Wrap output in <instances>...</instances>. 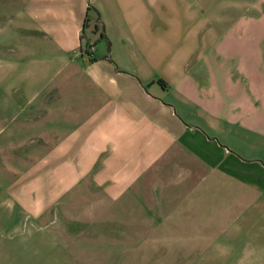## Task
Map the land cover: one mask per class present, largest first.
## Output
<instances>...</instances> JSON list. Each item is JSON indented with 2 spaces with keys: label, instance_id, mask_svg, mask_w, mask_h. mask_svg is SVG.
Returning a JSON list of instances; mask_svg holds the SVG:
<instances>
[{
  "label": "crops",
  "instance_id": "0c3cea01",
  "mask_svg": "<svg viewBox=\"0 0 264 264\" xmlns=\"http://www.w3.org/2000/svg\"><path fill=\"white\" fill-rule=\"evenodd\" d=\"M24 2L16 41L28 88L47 95L31 120L58 138L53 221L84 201L126 218L118 234L164 233L176 218L174 233L195 235L199 217L214 234L215 218H239L242 248L264 249V17L249 24L245 0L221 1L241 11L233 29L201 0ZM87 16L104 34L85 30L94 60L80 52ZM47 236L52 248L62 240Z\"/></svg>",
  "mask_w": 264,
  "mask_h": 264
},
{
  "label": "rangeland",
  "instance_id": "374dc122",
  "mask_svg": "<svg viewBox=\"0 0 264 264\" xmlns=\"http://www.w3.org/2000/svg\"><path fill=\"white\" fill-rule=\"evenodd\" d=\"M201 1L207 6L214 3L216 19L230 16L231 29L238 26L242 16L238 7L224 8L222 0ZM261 2L245 0L247 13L243 16L248 23L255 18L262 21ZM25 4L24 0H0V264H243V257L258 255L264 264L263 248H242L240 231L244 229L239 218H215L214 234L206 232L210 219L205 217L197 219L200 232L195 235L174 233L179 229L176 218L163 220L167 221L164 233L118 234L117 230L127 229L126 218H116L110 211L89 210V203L86 206L84 201L77 212L63 210L64 223L58 218L53 221L58 211L57 206L47 211V185L61 175V170L49 163L56 160L48 149L58 138L47 136V121L31 120L32 105L47 95L40 96L28 88L24 69H30L29 59H24L22 42L16 41L22 37L15 31ZM96 21L99 33L98 19L91 21L90 29ZM89 41L85 34L83 47L91 46ZM233 60L240 59L231 56V63ZM116 221L123 225H115ZM48 230H55L62 238L56 248L47 245ZM131 238L133 242H128Z\"/></svg>",
  "mask_w": 264,
  "mask_h": 264
},
{
  "label": "trees",
  "instance_id": "16d2710c",
  "mask_svg": "<svg viewBox=\"0 0 264 264\" xmlns=\"http://www.w3.org/2000/svg\"><path fill=\"white\" fill-rule=\"evenodd\" d=\"M90 23H91V19L89 18V16H87L85 21H84V25H83V31H82V36H81V44H80V52H81L82 55L88 57L89 60H94V52L93 53H89V51H88V48L90 46L83 47V45H82V41L85 38V30L90 27ZM98 24H99V22L96 21V23L93 25L92 32H94V31L97 32L98 31V28H99ZM100 38H104L103 32H100ZM95 44H96V42H94V43L92 42V45H91V47H93L94 50H95V46H93V45H95ZM108 45H109V43H108Z\"/></svg>",
  "mask_w": 264,
  "mask_h": 264
},
{
  "label": "built area",
  "instance_id": "2783aa9c",
  "mask_svg": "<svg viewBox=\"0 0 264 264\" xmlns=\"http://www.w3.org/2000/svg\"><path fill=\"white\" fill-rule=\"evenodd\" d=\"M88 51H89V53H93V52H94V48L90 46V47L88 48Z\"/></svg>",
  "mask_w": 264,
  "mask_h": 264
}]
</instances>
